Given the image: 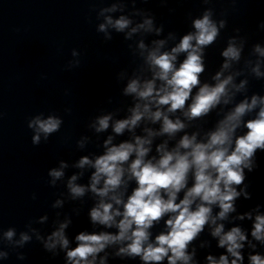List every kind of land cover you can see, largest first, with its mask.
<instances>
[{"label": "clouds", "instance_id": "obj_1", "mask_svg": "<svg viewBox=\"0 0 264 264\" xmlns=\"http://www.w3.org/2000/svg\"><path fill=\"white\" fill-rule=\"evenodd\" d=\"M118 7L117 4L102 7L100 15L116 12ZM211 15V11H206L201 18L194 19L192 26L195 31L184 35L170 51H161L165 40L153 41L155 46L147 51L145 58L152 78L143 82L139 78L131 79L123 89L125 96H134L138 102L130 109V116L115 120L111 125L112 131L116 135H123L126 129L132 132L145 119L154 124L161 122L159 131L145 128L147 136H134L132 142L124 141L119 144H113L114 137L109 135L103 142V154L95 159L83 155L74 164L77 169H85L87 166L93 171L87 186L76 183L83 175L82 172L70 176L67 189L71 198H82L89 191L99 197L98 202L89 211L90 222L107 229L115 228L116 232L81 231L75 236L76 246L70 248V241L65 232L72 223L68 218L47 235L46 239L40 234L36 235V240L42 244L45 251L52 252L55 256L58 254L54 251L57 247L65 250L66 264H97L98 257L99 264H106L107 254H99L105 252L109 246L119 245L115 253L119 258L139 257L143 264H164L165 260L167 264H191L195 249L190 253L189 244L204 231L206 225L214 226L211 236L218 238L219 248L225 249V254H221L218 260L208 255L207 264H244L242 250L245 243L252 249L256 248L241 227H231L225 231V225L217 221L227 220L229 214L236 211L235 201L241 196L245 200L252 199V193L248 190L250 184L246 181L248 173L258 167L257 150L264 152V96L254 94L250 101L244 98L237 103L219 121L215 130L206 134V142H198L195 133L191 136L184 134L171 150H168L167 142L158 145L156 151L159 153V159H147L151 151L152 137L165 134L173 137L186 128L181 119H170L169 113L180 110L189 121L202 118L221 103L228 105L234 96L231 89L239 92L247 83H233L234 75L239 73L224 76L225 70L231 67V62L241 58L242 46L237 47L235 42L230 40L222 52L224 63L221 70L213 76L216 83L201 85L200 76L205 71L204 50L216 41L220 28L225 26V22L220 21L218 28ZM104 19L105 23L99 24L98 31L105 33L107 40L112 39L107 34L109 26L121 33L132 24L124 15H120L118 19L111 16H105ZM153 26L154 18H146L143 23L132 27L125 38L130 39L141 29L152 32ZM259 27L264 29V22ZM162 31L163 25L155 28L157 35ZM139 48L143 55V50H146L143 41L139 43ZM254 51L264 57V48L259 44L255 45ZM181 53H186V57L177 66V58ZM73 55H76V52H73ZM260 63L261 61H257L256 66L252 68L258 78L264 77ZM157 81L162 82L159 87ZM197 86L198 91L193 96V89ZM190 98L191 103L185 111L186 102ZM153 106L155 111L152 110ZM164 106H167L166 111L163 110ZM253 111H256L255 117L245 122L243 117ZM111 120V114L98 117L94 125L95 131H107ZM62 124V118L51 115L46 119L40 116L31 119L27 127L34 131L32 144L40 145L41 136L46 143L51 135L60 131ZM242 125L246 132L236 136V130ZM77 146L82 148L84 142L78 141ZM68 167L66 161L60 160L58 168L52 167L48 170L51 186H55L56 182L65 176L64 170ZM189 173L193 177L191 187H188ZM133 179L136 187L125 199L122 189L126 190L128 181ZM241 185L243 187H239ZM185 189L183 198L177 202L178 193ZM62 203L63 201L56 200L53 207H60ZM214 206L219 209L215 215ZM256 207L259 209L260 205ZM166 215L168 218L165 225L168 230L157 235L154 241L151 240L149 229ZM245 217L251 220L252 213H244L237 219L243 220ZM15 234L13 229H9L4 236L11 242ZM251 236L264 245V214L255 215ZM30 241L31 237L21 232L20 240L16 244L23 246ZM7 255L0 253V256ZM18 258L25 259L22 253L18 254ZM248 264H264V255L250 254Z\"/></svg>", "mask_w": 264, "mask_h": 264}]
</instances>
